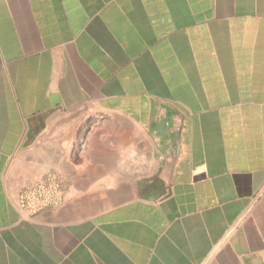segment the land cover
<instances>
[{"label": "crops", "instance_id": "1", "mask_svg": "<svg viewBox=\"0 0 264 264\" xmlns=\"http://www.w3.org/2000/svg\"><path fill=\"white\" fill-rule=\"evenodd\" d=\"M0 264H264V0H0Z\"/></svg>", "mask_w": 264, "mask_h": 264}, {"label": "rangeland", "instance_id": "2", "mask_svg": "<svg viewBox=\"0 0 264 264\" xmlns=\"http://www.w3.org/2000/svg\"><path fill=\"white\" fill-rule=\"evenodd\" d=\"M84 115V121L92 120L96 118L93 111L86 109L82 112ZM91 130L88 131L90 133ZM74 136V135H73ZM78 139V137H77ZM76 139L72 138L71 143L74 144ZM77 196L71 194L70 191L63 189L62 181L55 180L54 185L46 189L37 187L34 190H29L26 193V205L30 209H37L44 206L54 205L62 202L63 200L74 199Z\"/></svg>", "mask_w": 264, "mask_h": 264}, {"label": "water", "instance_id": "3", "mask_svg": "<svg viewBox=\"0 0 264 264\" xmlns=\"http://www.w3.org/2000/svg\"><path fill=\"white\" fill-rule=\"evenodd\" d=\"M86 136H87V133L84 134V137H86Z\"/></svg>", "mask_w": 264, "mask_h": 264}]
</instances>
